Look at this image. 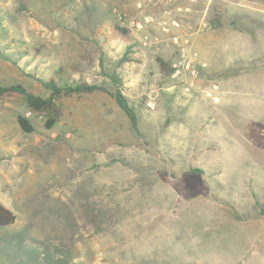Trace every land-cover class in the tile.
<instances>
[{
	"label": "rangeland",
	"instance_id": "1",
	"mask_svg": "<svg viewBox=\"0 0 264 264\" xmlns=\"http://www.w3.org/2000/svg\"><path fill=\"white\" fill-rule=\"evenodd\" d=\"M223 6L0 0V85L46 98L36 80L110 88L114 73L138 116L135 132L97 92L61 99L46 130L25 97H0V204L16 216L0 230V264H264V42L208 51ZM258 10L233 21L261 26ZM175 37L190 55L173 77L160 63L178 62ZM220 78L230 90L216 101L229 89Z\"/></svg>",
	"mask_w": 264,
	"mask_h": 264
},
{
	"label": "trees",
	"instance_id": "2",
	"mask_svg": "<svg viewBox=\"0 0 264 264\" xmlns=\"http://www.w3.org/2000/svg\"><path fill=\"white\" fill-rule=\"evenodd\" d=\"M235 2L243 1V0H233ZM252 3V6L264 10V0H249ZM219 15V14H218ZM215 17L208 22V25L211 29H217L222 27L223 23L221 19ZM229 27L238 30V31H247L241 27V25L237 22H229L227 24ZM127 60L126 57H123L120 60V63L125 62ZM162 68H165L167 73L171 75L173 73V69L168 64L160 63ZM104 76L110 82V88L100 85L89 84L85 82H55V81H42L36 80L43 90L48 94V97L41 98L36 97L33 94L29 93L22 85H9V86H2L0 85V97L7 96L11 94H19L26 99L27 107L33 113L41 114L45 117V124L44 128L46 130L52 129L55 124L58 122L61 116V108L59 101L63 98H70V97H82L86 95H91L97 92H102L109 95L117 105V107L123 112V114L127 117L130 126L133 131L137 132V122L138 116L137 113L132 107L129 102L127 101L126 97L123 95L121 90V80L119 77L112 73L106 74ZM17 124L20 130L24 134H31L34 132L33 126L23 116L17 117ZM16 222V216L3 205L0 204V230H4L8 227H11Z\"/></svg>",
	"mask_w": 264,
	"mask_h": 264
},
{
	"label": "crops",
	"instance_id": "3",
	"mask_svg": "<svg viewBox=\"0 0 264 264\" xmlns=\"http://www.w3.org/2000/svg\"><path fill=\"white\" fill-rule=\"evenodd\" d=\"M243 3H247V5H243ZM264 7V5L262 6V8ZM237 8H241V9H246V11H248L249 9H255L257 10V8L253 7L252 6V3L249 1V0H243V1H239V2H235L233 0H224V6H223V10H227V14L226 12H222V27L220 28H217L215 29L218 33H220V38L217 40V43L216 45H209L208 46V51L210 52H214L216 53V49L220 48L223 44L226 45V46H229V45H232L234 42L235 43H239V42H242L243 41V38L244 37H247L248 35H255V37L257 39H259L260 41H263L264 42V21L262 22V25L259 26L258 24L255 25L253 22V24H251V29L250 30H247V32H240L238 30H235L231 27H229L227 24L229 22H233V15H234V9H237ZM207 9V7H206ZM258 11H261V10H258ZM206 12V11H205ZM263 14H264V11H262ZM253 14H251L250 12H246V16L249 17L251 19ZM230 16V17H229ZM225 17H226V20H225ZM229 17V18H228ZM260 19L262 18L264 20V16L261 15L259 16ZM261 19V20H262ZM254 26V27H253ZM250 27V26H249ZM249 31V32H248ZM198 39L195 38L194 39V44L195 46L197 47V49L199 48V52H201L203 55H205L206 52H203L205 49L199 47V43H198ZM215 53L211 54L212 56L216 57L217 58V61L220 63V68H221V57H219V55H216ZM209 55L210 53H206V55ZM207 70L208 72L211 74V76H215V75H222V73H220V70L221 69H216L212 66H209L207 67ZM220 82H222V85L221 88H225L227 86H229V89L228 90H222V92L220 93V97H219V100H216V101H220V98L222 96H224V94H227L230 90V82L231 80H229V78H220ZM223 88V89H224Z\"/></svg>",
	"mask_w": 264,
	"mask_h": 264
},
{
	"label": "built area",
	"instance_id": "4",
	"mask_svg": "<svg viewBox=\"0 0 264 264\" xmlns=\"http://www.w3.org/2000/svg\"><path fill=\"white\" fill-rule=\"evenodd\" d=\"M172 24L176 26L174 22ZM172 42L176 46L178 52V62L171 66L172 69L174 70L172 76L176 77L179 75L180 70L184 68L185 65L188 63V58L190 55V41L186 37L185 38L175 37L172 39ZM191 75L194 76L195 73L192 71Z\"/></svg>",
	"mask_w": 264,
	"mask_h": 264
}]
</instances>
